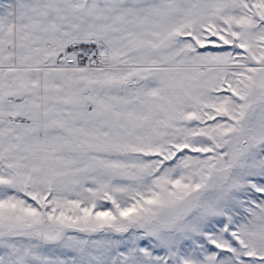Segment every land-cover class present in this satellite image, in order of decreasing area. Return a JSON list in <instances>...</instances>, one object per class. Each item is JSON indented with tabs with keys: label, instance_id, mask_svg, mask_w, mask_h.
I'll return each instance as SVG.
<instances>
[{
	"label": "snow or ice",
	"instance_id": "6c2138e0",
	"mask_svg": "<svg viewBox=\"0 0 264 264\" xmlns=\"http://www.w3.org/2000/svg\"><path fill=\"white\" fill-rule=\"evenodd\" d=\"M0 264H264V0H0Z\"/></svg>",
	"mask_w": 264,
	"mask_h": 264
}]
</instances>
